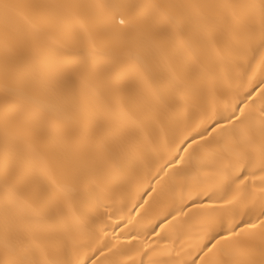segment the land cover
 I'll use <instances>...</instances> for the list:
<instances>
[{"label": "bare ground", "instance_id": "1", "mask_svg": "<svg viewBox=\"0 0 264 264\" xmlns=\"http://www.w3.org/2000/svg\"><path fill=\"white\" fill-rule=\"evenodd\" d=\"M262 221L264 0H0V264H264Z\"/></svg>", "mask_w": 264, "mask_h": 264}, {"label": "snow or ice", "instance_id": "2", "mask_svg": "<svg viewBox=\"0 0 264 264\" xmlns=\"http://www.w3.org/2000/svg\"><path fill=\"white\" fill-rule=\"evenodd\" d=\"M121 23H123V21H121ZM261 223H264V221H262ZM252 228H255L256 225H251ZM234 236H240V232L239 231H235L233 230V233H232ZM209 251L211 250L210 248L208 249Z\"/></svg>", "mask_w": 264, "mask_h": 264}]
</instances>
